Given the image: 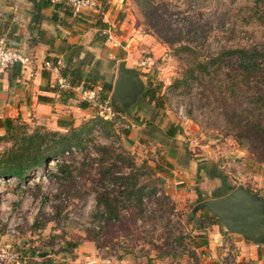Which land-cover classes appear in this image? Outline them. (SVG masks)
Instances as JSON below:
<instances>
[{
    "label": "rangeland",
    "instance_id": "374dc122",
    "mask_svg": "<svg viewBox=\"0 0 264 264\" xmlns=\"http://www.w3.org/2000/svg\"><path fill=\"white\" fill-rule=\"evenodd\" d=\"M102 8L108 28L99 36L118 45L109 46L110 39L85 59L98 62L88 78L112 87L116 66H102L112 51L115 59L151 55L158 69L142 75L134 65L142 93L124 113L114 109L117 126L99 124L81 147L73 146L61 162L63 175L47 164L23 181L0 179L4 264H196L190 242L198 226L208 227L197 201L217 192L220 180L213 176L264 196V98L258 100L264 96V0H104ZM150 37L160 45L158 56L142 41ZM239 49L253 56L248 74L236 55L208 65ZM187 71L192 77L183 81ZM89 81L109 96L111 90L99 91L102 80ZM88 110L75 127L96 117ZM190 163L191 186L180 174ZM116 176L126 178L125 196L140 188L156 192L139 203L119 195L118 216L107 220L99 201L121 189ZM187 195L196 201L176 199Z\"/></svg>",
    "mask_w": 264,
    "mask_h": 264
},
{
    "label": "crops",
    "instance_id": "0c3cea01",
    "mask_svg": "<svg viewBox=\"0 0 264 264\" xmlns=\"http://www.w3.org/2000/svg\"><path fill=\"white\" fill-rule=\"evenodd\" d=\"M69 13V10L67 14L63 9H58L56 13L52 9H42L38 14L29 0H0V38H3L9 47L31 60L30 66L21 68L15 65L0 75V120H34L49 130L63 131L58 126L59 121H66L62 118L63 115H67V122H72L75 127L80 115L89 109L86 104L87 108L81 109L79 106L84 103L77 100L75 92L60 90L56 82L58 77H62L60 71L68 60L75 64L81 71V76L86 78L85 76L91 73L90 67H97L98 62H95L94 66L86 65L85 59L90 56L94 58L98 48L108 44L105 38L97 34V29L89 26L94 15L75 16ZM36 14L40 19L36 20ZM107 15L103 11L101 16V22L105 25ZM107 28L106 25L105 30ZM115 41L113 38V42ZM142 41L146 42V50L152 55H159L160 45L153 42L151 37ZM112 52L108 54L110 61L102 66H108L109 69L123 60L126 67L136 69L137 61L129 52L125 57L116 59L113 58L115 53ZM44 62H47L49 67L56 68L57 73L49 67H44ZM94 68L92 71L97 72ZM108 69L105 68V71ZM100 80L102 81L99 91H110L112 87L105 84L103 79ZM88 111L94 114L92 110ZM170 153L173 158L175 152ZM194 167L193 163H190L188 170L180 172L183 180H188L186 183L189 186L193 185L190 175ZM170 192L172 193V190ZM257 195L264 200V196ZM176 199H184V202L190 203L196 201L197 196H176ZM208 199L212 197L204 200ZM202 214V218L208 221V227L198 226L197 236L192 237L190 242L191 250L196 255V264H264V242L253 244L226 231L211 218L210 213Z\"/></svg>",
    "mask_w": 264,
    "mask_h": 264
},
{
    "label": "trees",
    "instance_id": "16d2710c",
    "mask_svg": "<svg viewBox=\"0 0 264 264\" xmlns=\"http://www.w3.org/2000/svg\"><path fill=\"white\" fill-rule=\"evenodd\" d=\"M29 1L32 2L34 10L38 14L42 9H52L54 13H56L58 9H63V11L68 14V7L61 4L52 5L48 0ZM97 1L100 2L101 8L100 13L94 15V18H96V22L92 25V27L97 29V34L100 35V33L106 29V25L101 22V16L104 11L102 8L104 0ZM38 19H40V16L37 17L36 14V20ZM234 55L237 56V60L239 62V67L241 68V70L244 71V73L248 74V65L250 62H253V60L251 59L253 56L250 55L246 50L242 49L219 54L215 56V58L210 59L208 65L211 66L212 64L218 63L221 60L222 56L230 57L231 59V57ZM255 55L257 56V54ZM260 57L262 58L264 56L261 55ZM255 67H258V64ZM250 69L252 70L253 68ZM60 75L65 80H67L68 84L71 87L82 84L84 87L91 89L92 87L88 85L90 82L88 79L92 81L93 85L100 80L95 75H92L89 78V75H86L85 77L88 79L83 78L81 76V71L77 67H75L74 64L69 62V60L66 62L64 69L60 71ZM190 77H192V72H185L183 81L189 79ZM144 95H147L146 92H144ZM100 97L101 99H107V96ZM261 98H264V96L260 97L258 100H260ZM79 107L81 109L87 108L85 104H80ZM113 108L117 109L121 113L125 112V110L121 109L118 105H114ZM103 123L106 122L96 117L90 120L88 122V125L82 124L79 127H74L72 125V122L59 121L58 126L62 128L63 131H53L40 125H34L33 128H29L27 124L21 120H12L8 118L0 120V130L2 131V133L0 134V143H2V146L0 148V179L7 180L12 178L18 181H23L28 173H31L39 168L46 167L47 163L51 159L55 158L58 155H61L63 152L69 151V149L73 148V146L77 148L81 147L85 135L91 129ZM167 136H174V130L172 128H169L167 130ZM62 166V164H57L56 166L61 174L63 173ZM213 177L220 180V187L217 188V192L212 197V199L224 196L235 188L233 186H230L226 182L225 178H222L219 175ZM114 180L120 181L121 189L119 191H114L112 189L109 190V194H115L114 196H110L109 194H107V192H104L103 194L106 193L107 196L99 201V205L102 206L103 209L102 217L107 220H115L118 216L119 208L117 204L118 202L120 203V201L118 200L119 195H121V199H128L130 197H133L136 202L139 203L142 202L143 198H147L148 195H153L156 192L151 191L145 193L143 192L145 188H140L139 190L143 191H140L141 193L136 194V196H125L127 188L123 187V185L125 184L126 178H119L118 176H116ZM202 201L205 200H198L197 202L201 203ZM201 212L207 213L205 209L201 210ZM211 218L219 224V221L215 217L211 216Z\"/></svg>",
    "mask_w": 264,
    "mask_h": 264
},
{
    "label": "water",
    "instance_id": "95a60500",
    "mask_svg": "<svg viewBox=\"0 0 264 264\" xmlns=\"http://www.w3.org/2000/svg\"><path fill=\"white\" fill-rule=\"evenodd\" d=\"M142 91L143 84L138 73L120 60L108 96L109 104L125 109L134 104ZM203 209L229 233L256 245L264 242V200L257 194L238 185L224 196L199 203L196 210Z\"/></svg>",
    "mask_w": 264,
    "mask_h": 264
},
{
    "label": "built area",
    "instance_id": "2783aa9c",
    "mask_svg": "<svg viewBox=\"0 0 264 264\" xmlns=\"http://www.w3.org/2000/svg\"><path fill=\"white\" fill-rule=\"evenodd\" d=\"M52 5L61 4L68 7L72 15L75 16H90L100 13V2L97 0H48ZM105 35V31H102ZM110 37H106V41L110 42ZM110 45L116 47L118 44L113 42L111 39ZM31 60L27 56L22 55L19 51L15 50L13 47H9L3 38H0V75L7 70L9 67L18 65L21 68L30 66ZM44 67H49L47 62L43 63ZM136 67L138 68L139 73L142 75L149 74L150 71L158 69L157 59H154L151 55H146L142 58H139L136 62ZM54 73H57L56 68L49 67ZM57 87L60 90H69L75 92L77 95V100L80 103L86 104L90 110L94 112V115L101 119L102 121L109 122L113 126H117L118 117L120 116L109 104L108 97L107 99H101L100 94L93 88H86L82 84L71 87L67 80L63 77H58ZM178 116L180 119L185 120L183 112L178 109ZM73 151V148H70L69 151L63 152L61 155L56 156L51 159L47 164L49 166L61 164L62 160L65 159ZM144 201V199H143ZM6 250L0 251V264H4L5 252L8 249V246L5 247Z\"/></svg>",
    "mask_w": 264,
    "mask_h": 264
}]
</instances>
